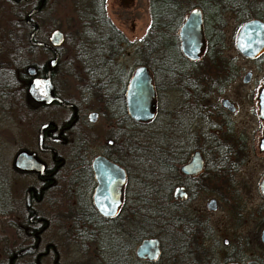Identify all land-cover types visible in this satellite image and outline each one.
I'll return each instance as SVG.
<instances>
[{"label": "flooded vegetation", "instance_id": "af4514ba", "mask_svg": "<svg viewBox=\"0 0 264 264\" xmlns=\"http://www.w3.org/2000/svg\"><path fill=\"white\" fill-rule=\"evenodd\" d=\"M11 1L23 12L26 38L33 29L29 21L36 22L32 17L37 15L32 39L49 42L50 31L59 28L43 32L40 16L51 0ZM233 1L219 5L210 0L204 10L188 6L176 37L192 7L199 9L203 38L205 27L223 34L227 11L235 14L237 29L243 11L232 9ZM113 2L107 8L106 0H99L98 9L122 33L111 14L126 17L131 13L128 8L141 1ZM150 2L146 0L149 20L143 34L152 16ZM59 30L62 36L53 44L57 58L50 81L52 94L60 100L37 101L34 134L15 150L34 151L37 171L14 167L15 152L10 160L12 170L23 178L21 217L16 220L19 245L7 255L6 264H68L67 249L75 250L76 264H264V167L255 171L251 159L264 158V148L258 144L264 118L257 115L256 97L264 75L255 79L250 69L239 75V67L225 58L208 64L211 72L206 73L200 55L191 59L180 50L186 60H172L160 73L161 61L153 57L152 42L146 48L147 58L130 65L121 57L120 43L118 50L98 57L100 52L91 48L95 43H83L85 48L78 49L63 43L65 32ZM37 49L46 57L32 64L37 76H44L53 52L48 45L37 44ZM256 57L249 59L258 62ZM186 62L192 70L188 75ZM138 64L148 68L154 90L153 114L147 120L134 119L125 100L128 79ZM228 69L233 72L226 74ZM156 76L167 91L176 92L167 97L172 105L168 103L165 110L170 126L179 130L176 137L164 140L160 152L137 137L138 125L156 116ZM248 97L259 123L251 129L235 118L241 99ZM157 167L159 173L152 170ZM220 204L227 213L225 224L217 227L209 213ZM144 238H155V256L136 254ZM23 247L32 249L13 255Z\"/></svg>", "mask_w": 264, "mask_h": 264}, {"label": "rangeland", "instance_id": "374dc122", "mask_svg": "<svg viewBox=\"0 0 264 264\" xmlns=\"http://www.w3.org/2000/svg\"><path fill=\"white\" fill-rule=\"evenodd\" d=\"M74 1L76 0H51L46 3L45 11L41 13L40 24L43 32H46L50 28H59L67 34H72L74 30L78 28V23L76 21ZM114 0H106L107 8L111 5L113 6ZM141 1V5L136 3L132 7L128 8L129 15L126 17H120L119 14H111V20L119 26L122 31V35L125 38L123 42V53L121 55L122 59L126 64L132 65L134 60L139 58L138 55L134 54V46L139 43L140 38L143 35V31L146 23L148 22V13L146 7V0ZM237 1V2H236ZM232 5V9L235 11L241 10L246 13H252L255 8H259L258 5L261 4L262 0H236ZM238 7V9H237ZM133 9L139 11L138 15H134ZM11 16H13L11 14ZM239 16V15H238ZM8 17L6 14H2L0 18ZM225 26L223 27V41L224 48L220 55L226 60L231 59L239 67L238 74L241 75L246 69H250L255 79L261 78L264 75V57L258 62L253 59L246 58L240 55L234 47V34L237 26V18L235 14L230 11L225 12ZM37 22V15L32 17ZM2 19H0V25H2ZM131 24L133 26L131 27ZM68 35V36H70ZM71 43V41H66L64 39L63 43ZM62 43V44H63ZM73 45V43H71ZM67 46V45H66ZM37 48L30 55L31 59L35 60L36 63L46 57V54L42 50ZM65 56L69 55V47L64 48ZM81 56V55H79ZM212 62L220 63L219 59L210 60L204 57L200 59L199 63L206 73H210L211 69H208V64ZM198 73V72H197ZM161 77L156 76L155 81L158 85V95L159 100L157 103L156 116L151 122L143 125H138L137 137L144 143L151 144L156 152H160L162 149L164 140L168 137H176L179 130L173 129L168 123V115L166 113V107L168 103L167 97L173 98V90L167 91L164 84L160 82ZM253 83V82H252ZM251 83V84H252ZM249 86V85H248ZM248 86H244L247 88ZM168 98V99H169ZM172 100V99H171ZM239 110L235 114L237 120H243L248 125V129L253 126H257L258 119L254 114L255 104L251 98L241 99ZM5 102V101H4ZM3 100L0 99V208H3V214L0 213V233L5 237L6 252L9 249H13V246L17 242L18 228L16 225L17 218H20V207L18 199L22 195V176L18 173L12 171L10 167V160L15 152V150L25 143L30 142L37 124V108L35 107L27 113L22 111L23 116H15L16 110L14 108H3ZM4 109V110H3ZM255 163L254 170L258 171L264 167V158L256 159V157H251ZM153 171L159 173L160 167H157ZM7 184V185H6ZM6 187V188H5ZM9 202L7 205L6 203ZM224 204H220L218 209L209 213V216L214 225L220 227V225L225 224V216L227 210ZM9 211V212H8ZM2 250V245L0 246V251ZM74 249H67L66 255L68 256V264H76L73 259L77 257ZM2 255V253L0 252ZM67 258V257H66ZM80 258V257H79Z\"/></svg>", "mask_w": 264, "mask_h": 264}, {"label": "trees", "instance_id": "16d2710c", "mask_svg": "<svg viewBox=\"0 0 264 264\" xmlns=\"http://www.w3.org/2000/svg\"><path fill=\"white\" fill-rule=\"evenodd\" d=\"M210 0H151L152 16L149 21V27L140 38L138 44L134 46V52L139 58L146 59V48L149 42H152L153 57L160 60L159 72H162V67L169 65L168 62L175 59H185L179 52L176 29L182 19V14L188 6L200 5L202 9L205 6L209 8ZM236 1V0H235ZM234 2V1H233ZM219 5L223 4V0H218ZM235 3V2H234ZM74 9L78 28L67 34L65 32V40L77 45L78 49L85 48L83 43L93 42L95 45L91 48L100 52L98 57H104L105 53L110 50H118L116 44H121L123 49V42L125 38L122 33L112 28V24L103 14H100L98 9L99 0H76L74 1ZM255 8L252 13L243 12L239 16V20H245L249 17H257L264 20V0ZM238 9V7H237ZM6 14L8 17L2 19L0 25V99L3 100L4 109L14 108L16 110L15 116L20 118L23 116L22 111L30 113L32 109L37 108V102L30 99L26 93V84L29 75L25 72V66L36 63L31 59L30 55L37 48V45L31 44L27 36L28 25L23 19V12L16 3L11 0H0V16ZM11 14L13 16H11ZM108 28L107 30L102 29ZM70 35V36H68ZM205 45L200 54V59L204 57L210 60H222L221 52L223 48V34L220 30L214 32L208 31L204 28ZM114 44V45H113ZM99 49V50H98ZM264 57V50L256 57L259 61ZM232 59V57H231ZM172 63V62H171ZM216 62H212L215 64ZM230 63V62H228ZM189 62L185 63V74H189L191 65ZM232 64V63H231ZM157 67V66H156ZM160 72V73H161ZM200 72V71H197ZM204 71H202L203 73ZM229 70L227 73H232ZM195 73V72H193ZM3 109V110H4ZM15 172L14 170H12ZM4 209L0 208V213L3 214ZM9 212V211H8ZM19 238V235H17ZM5 245V237L0 233V264H6V257L12 249L7 250ZM19 245L17 239L16 245Z\"/></svg>", "mask_w": 264, "mask_h": 264}, {"label": "water", "instance_id": "95a60500", "mask_svg": "<svg viewBox=\"0 0 264 264\" xmlns=\"http://www.w3.org/2000/svg\"><path fill=\"white\" fill-rule=\"evenodd\" d=\"M34 10H37V6L27 11L25 17H28ZM29 23L33 26V29L29 32L27 40L35 45H48L53 55L47 61L48 68L44 76H37L36 68L33 64L25 66V72L30 76L26 84V93L35 102L48 103L51 100H60L59 97L51 92L50 68L57 58L53 44L59 41L62 32L59 29L51 30L49 33V42L37 39L33 40L32 36L36 31L37 23L32 20ZM177 39L179 50L185 57L191 59L199 57L204 47V38L201 30L200 13L197 7L190 8L184 16L177 30ZM233 43L237 52L244 57L253 58L259 55L264 50V21L257 17H249L243 20L235 31ZM248 75L249 72L247 71L245 76ZM256 97L258 105L257 115L264 118V83L258 89ZM153 98L154 90L149 70L146 65L138 64L133 68L127 82L125 100L128 113L134 119H149L153 114ZM258 144L259 148H264V129ZM12 164L19 169H33L37 171V157L32 150L18 149L13 155ZM26 205H28L27 200ZM109 211L100 209L102 213ZM31 249L32 247H23L16 250L13 255H19ZM144 253L148 257L156 255L157 247L155 238H144L140 241L136 249V254L142 256ZM226 264L237 263L228 262Z\"/></svg>", "mask_w": 264, "mask_h": 264}, {"label": "snow or ice", "instance_id": "6c2138e0", "mask_svg": "<svg viewBox=\"0 0 264 264\" xmlns=\"http://www.w3.org/2000/svg\"><path fill=\"white\" fill-rule=\"evenodd\" d=\"M106 214H109V213L106 212ZM111 214H114V213H111Z\"/></svg>", "mask_w": 264, "mask_h": 264}]
</instances>
